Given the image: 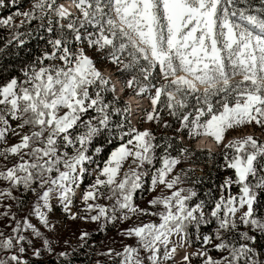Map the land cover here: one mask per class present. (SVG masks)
<instances>
[{"label": "snow or ice", "instance_id": "1", "mask_svg": "<svg viewBox=\"0 0 264 264\" xmlns=\"http://www.w3.org/2000/svg\"><path fill=\"white\" fill-rule=\"evenodd\" d=\"M6 8L0 53L37 49L0 82V264L81 254L80 264H264V142H225L264 131V0H0ZM113 77L150 102L143 119L160 135L132 126ZM200 136L222 151L199 156L232 172L218 184L180 167L199 158L183 140ZM145 216L159 222L119 227ZM88 225L135 245L102 250Z\"/></svg>", "mask_w": 264, "mask_h": 264}, {"label": "rangeland", "instance_id": "2", "mask_svg": "<svg viewBox=\"0 0 264 264\" xmlns=\"http://www.w3.org/2000/svg\"><path fill=\"white\" fill-rule=\"evenodd\" d=\"M70 1V0H68ZM60 3L62 2H67V0H59ZM104 71V74L105 75H108L109 72L111 71V69H103ZM115 85H116V92H117V95L120 94V90H119V87L120 86L121 88L123 87V85L121 83H119L115 77H113V81H112ZM124 97V95H122ZM127 97V100L128 99V95H126ZM142 100V106L144 108H149L150 106V102L144 98V99H141ZM131 103V102H130ZM135 111L137 112H134L132 113L130 116H129V119L131 121V124L134 126V127H137L141 130H143L144 128H150V127H157L154 123H148V122H145L143 117H144V113L140 110H139V107L137 109H135ZM255 127H245L243 129H240V130H236V131H229V133L227 134V138L225 140V142H227V139H231L233 137H242V136H245L247 134H257V136H260L261 138L264 139V131H262L259 127H257V130L254 129ZM201 137V136H200ZM199 138V137H198ZM198 138H195V139H187L185 138L183 140V144L186 145V146H191L192 148H197V147H194V143L198 140ZM212 142H213V146L211 147V149L209 151L211 152H217L220 147H217L214 140L210 137H208ZM10 143L12 142H15V141H9ZM222 147V146H221ZM202 148H200L201 150ZM208 150L206 152H208ZM210 161L208 160H197V161H194V162H188V163H185L184 165H180V167H185V168H193L195 170V175H200L201 173H203V171L206 169V168H210ZM127 169V164L125 165V170ZM203 169V171H201ZM176 171H179V167L176 169ZM161 190H162V186L161 188H157L156 192L155 193H152V194H148V193H145L143 194V198H141V193L138 191L136 196H135V200H136V203L140 204L141 207H147V200L151 198L152 195H160L161 194ZM237 192V191H236ZM235 192V193H236ZM234 193V194H235ZM163 194L164 195H170V192L168 190H163ZM102 203H104L105 201H101ZM141 221L143 222H149V221H153V222H159V219L158 217H151V216H145V217H141L139 219L137 218H133L132 221H128L126 222L125 224L123 225H120L119 227L121 228H125V227H128L130 224H133V223H140ZM33 223H36L35 221V218L33 217ZM3 227V222H0V228ZM89 228V230H92V231H95L96 229V225H88L86 226ZM105 238L103 239V243H101V245H111L112 247L116 248L117 250L121 249L122 247V243H127V244H133L135 245V240L134 239H131V240H128V239H124L123 237L119 236L117 234V230L115 228H112L111 230H109L107 233H105ZM113 240L115 241V243H113ZM198 246H192L191 248L188 249V251H195L196 248ZM183 249H178V254H177V257L176 259L179 260L180 257L183 255ZM193 264H199V261L196 262L195 260L193 261Z\"/></svg>", "mask_w": 264, "mask_h": 264}, {"label": "trees", "instance_id": "3", "mask_svg": "<svg viewBox=\"0 0 264 264\" xmlns=\"http://www.w3.org/2000/svg\"><path fill=\"white\" fill-rule=\"evenodd\" d=\"M31 3V0H23V7L25 9H27L29 7ZM15 11V8H6V9H0V17L6 16L7 14H9L10 12ZM21 18H17L16 19V23H19ZM35 23V22H34ZM22 31L24 29H21ZM9 35V32L6 29L0 28V48L4 47V44L6 42V39ZM37 49V45L35 43V41H30L28 47L21 49L19 52H17V49L14 47H9L8 49L5 50L4 53H0V82H3L5 79H7L10 75H20V65L23 61H26L29 58V53L32 52L33 54L35 53ZM126 95H131L128 94L127 91L124 92V96ZM121 100L124 101L123 97H121ZM114 119H119L118 117H114ZM133 126V125H132ZM149 129L153 130L154 132H156L157 135H160V129H158L157 127H150ZM254 129L257 130V127H255ZM172 133L169 132L168 135H171ZM255 137H257L261 142H264V139L261 138L260 136H257V134H252ZM243 137V136H242ZM241 137V138H242ZM232 139V138H231ZM186 146V145H184ZM188 147L191 151L195 152L198 154L199 158H193V161H197V160H205V158L203 156H199V153L201 152V150L196 149V148H192L191 146H186ZM105 148V152H102L100 155L101 157L105 156L107 151L111 150V146L105 144L104 145ZM222 151V147H220V149L217 152H213V153H219ZM204 156H206L207 152L204 151ZM216 163H223V158L218 157ZM185 164V163H184ZM182 164V165H184ZM210 168H206L203 173H201L200 175L205 176V180L207 181V174L211 171L213 173H215L214 179L216 180V183L218 184L219 182L222 181L223 177L226 175H230L232 174L231 170H226V171H221L220 169L214 167V162L210 161ZM185 168V167H183ZM200 175H196V176H200ZM211 183V181H208V183L199 186L198 187V193L201 197L204 196V192L207 191V188L209 186V184ZM187 186V185H184ZM233 193H235L236 191H238V189L233 186L232 189ZM95 234V238L93 240V243L97 244L99 246L100 249L104 250L105 249V245H101V241H103V239L105 238V233H100V232H95L93 231ZM193 246H198L196 244H193ZM213 255H216L215 253H213ZM97 257L93 256V259H96ZM85 259V257L83 256V254H81L79 256V260L77 261V264H80V261H83ZM196 262H198V260H195Z\"/></svg>", "mask_w": 264, "mask_h": 264}, {"label": "bare ground", "instance_id": "4", "mask_svg": "<svg viewBox=\"0 0 264 264\" xmlns=\"http://www.w3.org/2000/svg\"><path fill=\"white\" fill-rule=\"evenodd\" d=\"M64 3L66 6L70 3V1L67 0V2H62ZM119 90L121 89L120 86ZM128 99L131 102L130 104L132 105V109H137L140 105H142V100L135 97L134 95H128ZM213 146V142L206 136H201L198 138V140L194 143V147H197L198 149L202 148V149H211V147Z\"/></svg>", "mask_w": 264, "mask_h": 264}, {"label": "water", "instance_id": "5", "mask_svg": "<svg viewBox=\"0 0 264 264\" xmlns=\"http://www.w3.org/2000/svg\"><path fill=\"white\" fill-rule=\"evenodd\" d=\"M126 101L130 102L129 100H127V98H126Z\"/></svg>", "mask_w": 264, "mask_h": 264}]
</instances>
